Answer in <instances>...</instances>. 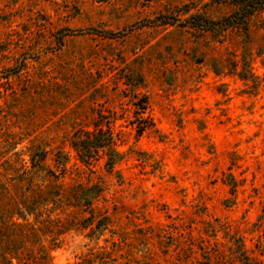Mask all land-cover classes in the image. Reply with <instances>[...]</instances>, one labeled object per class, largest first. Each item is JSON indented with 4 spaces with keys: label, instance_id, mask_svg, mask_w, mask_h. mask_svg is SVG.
<instances>
[{
    "label": "rangeland",
    "instance_id": "rangeland-1",
    "mask_svg": "<svg viewBox=\"0 0 264 264\" xmlns=\"http://www.w3.org/2000/svg\"><path fill=\"white\" fill-rule=\"evenodd\" d=\"M231 3L0 0V211L20 173L38 187L50 264H264V11L248 36L187 22ZM97 114L123 156L111 174L69 147ZM85 218L107 225L92 234Z\"/></svg>",
    "mask_w": 264,
    "mask_h": 264
},
{
    "label": "trees",
    "instance_id": "trees-1",
    "mask_svg": "<svg viewBox=\"0 0 264 264\" xmlns=\"http://www.w3.org/2000/svg\"><path fill=\"white\" fill-rule=\"evenodd\" d=\"M232 12L220 20H209L202 17L192 16L187 19L188 28L198 32L221 35L228 30H239L245 36H248V24L253 16L264 11V0H232ZM168 23H163L166 25ZM247 71L241 80H247V76H252ZM251 78V77H250ZM136 113L143 114L147 108L146 99H140L134 103ZM114 119L97 114L91 124V130L86 128L74 129L69 137V147L75 153L76 159L85 167H91L98 160H103V168L109 174L114 172L115 166L122 160V154L116 149V139L113 135L112 124ZM146 127L137 123V135H141ZM42 153L36 156V160L31 156L29 158L30 168L38 169V163H43L45 156ZM59 156H62L59 153ZM64 159V157L62 158ZM62 159H60L62 161ZM59 163L61 168H65V163ZM65 161L67 159L65 158ZM26 170V169H25ZM26 178L20 173L16 180V186L23 189L21 199H17L10 212L0 211V264H50L51 258L49 251L43 245L44 231L41 222L35 218L34 209L39 205L41 192L38 187L34 189L31 185L23 186ZM1 186V185H0ZM30 186V187H29ZM30 188L29 190L27 188ZM18 189V188H17ZM19 190V189H18ZM93 189L80 190L78 193L79 206L88 208L90 200L87 199ZM30 193L33 197H29ZM32 198L30 201L29 199ZM86 204V205H83ZM33 221L29 222V218ZM107 219L103 218L96 223L93 219L85 218L82 223L83 229H89L92 234L96 231H103ZM100 223H102L100 225ZM82 225V224H81ZM98 255L89 253L81 258L79 264H104ZM259 264V263H254Z\"/></svg>",
    "mask_w": 264,
    "mask_h": 264
}]
</instances>
